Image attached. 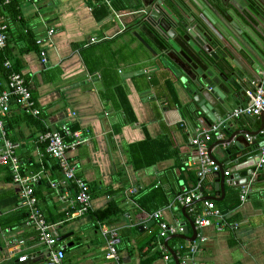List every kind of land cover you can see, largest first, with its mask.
<instances>
[{
  "label": "crops",
  "instance_id": "1",
  "mask_svg": "<svg viewBox=\"0 0 264 264\" xmlns=\"http://www.w3.org/2000/svg\"><path fill=\"white\" fill-rule=\"evenodd\" d=\"M107 1L15 0L18 14L12 18L0 10L8 21V44L2 52L26 78L41 111L34 116L12 104L4 125L9 139L18 145L23 174H41L34 190L45 218L55 225L57 240L68 235L56 245L65 251L64 264H115L107 258L110 235H104L102 226L117 231L115 246L123 264H164L166 238L159 236V222L153 214L162 211L165 221L183 228L187 225V236H193L188 219L195 222L197 216L189 214L190 206L183 210L186 204L176 197L194 188L188 173L199 169L191 138L197 128L211 125L203 112L186 110V89L163 62L150 31L152 25L145 18V3L150 0ZM163 2L171 7L169 0ZM235 6L222 5V15L232 25L228 10H234L264 44V23ZM217 26L237 49L238 57L233 58L245 68L249 55ZM51 28L54 33L49 35ZM91 38L100 41L91 43ZM37 39H44L46 62L34 43ZM6 86V78L0 75V91ZM260 116L230 118L244 120L235 129L257 132L250 135L252 141L247 137L248 147L240 150L234 142L218 145V137L211 142L213 154L231 174L233 169L248 174L253 168L246 162L264 144L258 133ZM63 125L81 131L85 138L69 157L77 165V176L90 186L92 208L88 213L73 214L77 208L74 183L68 182L71 195L66 198L51 186L63 180V172L58 161L42 149L38 136ZM215 178L212 173L202 181L206 182L203 196H221ZM255 178L244 201L240 197L243 184L231 183L230 176H226L224 198L208 199L221 212L219 204L229 203L233 191L240 190V205L227 214L221 212L236 229H217L213 223L196 227L193 241L173 238L198 245L196 264H264V169ZM20 195L21 185L12 180L11 170L0 167V264H46L48 248L27 224L28 208L20 203ZM205 201L194 202L202 213ZM111 204L118 213L105 220L94 216ZM173 239L169 245L174 249ZM25 254L28 259L20 262Z\"/></svg>",
  "mask_w": 264,
  "mask_h": 264
},
{
  "label": "water",
  "instance_id": "2",
  "mask_svg": "<svg viewBox=\"0 0 264 264\" xmlns=\"http://www.w3.org/2000/svg\"><path fill=\"white\" fill-rule=\"evenodd\" d=\"M169 2L171 7L163 0H158L156 3L152 0L146 2L145 18L152 25L150 31L154 35L153 39L162 55L163 62L186 89L188 97L186 110L203 112L206 115L204 120L208 125L220 124V133L223 138L216 144L225 146L234 142L240 150L248 147L247 137L257 132L235 129L237 123H244V120L242 118L233 120L228 116L234 110L246 107L251 101L248 95L252 86L248 83L251 80H255L264 87V44L259 41L256 34L251 33L249 27L242 23L240 18L236 17L232 9L228 10L234 20V23L230 25V22L222 15L221 7L232 3L244 15L258 23H264V0H169ZM217 23L229 33L234 43L249 55L245 68L240 67L233 58L237 56L234 52V49H237L228 43ZM135 34L151 49L137 32ZM243 34L248 35L249 39ZM260 117L262 122L260 130H262L264 115ZM212 149L213 146L209 148V155L219 165L214 183L221 196H203L195 202L208 199L219 201L225 196L226 170L222 162L213 154ZM226 152L231 153L229 149H226ZM261 156L259 152L248 158L246 163L253 166L248 174L239 173L238 169H233L234 173L229 175L230 182L235 185L248 183L253 172L258 170L257 164ZM262 169L264 165L259 168V170ZM241 176L243 178L239 179ZM188 206L190 205L187 204L183 210H186ZM188 220L194 231L192 237L187 236L188 227L184 225L182 234L169 236L164 240L175 264H180V261L176 251L169 245V241L173 238L193 241L197 235L195 222ZM67 236L58 237V241L65 240Z\"/></svg>",
  "mask_w": 264,
  "mask_h": 264
},
{
  "label": "built area",
  "instance_id": "3",
  "mask_svg": "<svg viewBox=\"0 0 264 264\" xmlns=\"http://www.w3.org/2000/svg\"><path fill=\"white\" fill-rule=\"evenodd\" d=\"M107 1V0H106ZM109 3V1H107ZM11 3V0H3L0 6H7ZM120 17V15H117ZM49 35L54 33V29L49 30ZM100 41L97 38H91V43ZM8 44V21L6 17L0 14V51L4 50ZM36 44L40 46L39 52L42 57V61H47V53L44 48V39H37ZM4 66L11 70L8 78L7 86L4 90L0 91V167H9L12 173V180L21 185L20 203L28 208V215L26 222L28 225L33 226L37 233L39 241L48 248L46 255V264H64L65 251L62 247L56 248L58 243L56 234L54 232L55 225L49 223L41 208L38 205V198L35 194L34 184L41 179L40 172L24 175L21 171L19 157L16 154V148L18 145L9 139L8 133L4 125V118L9 114L12 108V104L19 105L26 112L39 116L41 111L37 107L33 97L31 88L24 75L18 71H13V67L9 60H6ZM250 97L249 104L241 109H236L230 115V118H238L243 115L259 116L264 115V87L260 86L255 81L252 82V86L248 91ZM220 124L213 125L208 129L197 128L193 137L191 138V144L195 148V152L198 156V176L200 181L194 188L187 190L184 195L180 194L176 197V200L182 204L191 205L196 200L203 197V193L200 191L202 181L210 174L219 171V165L209 155V147L214 137L222 138L220 133ZM264 140V129L260 131ZM248 139L252 141L254 137L248 136ZM38 140L46 145V153L51 155L58 161L59 167L63 172V180L61 182H52L51 186L56 188L63 198L71 195V190L68 187V182H72L76 186L74 203L77 204L75 213L84 214L88 213L92 208V195L90 192V186L84 180L77 176V165L70 160L69 153L77 148V146L85 141L82 137V133L79 130H73L69 125H63L60 129L46 130L39 134ZM261 159L257 164V169L264 165V146L261 148ZM253 172L248 183H245L241 187V200L244 201L247 198L250 186L255 181L257 172ZM225 175L229 176L230 171L226 170ZM206 210L197 215L195 224L197 228L205 226L216 225L217 229L224 227H230L236 229L237 226L226 221L221 212L215 208L212 201H205ZM154 217L159 222L161 238H167L169 236L182 233L184 228L171 225L164 220L162 211H157ZM104 235H110L108 238V252L107 258L113 259L115 264H123L118 256V249L115 246V240L117 237V231L108 226H102ZM198 237L203 239L201 234ZM177 253L180 264H196V256L199 251V247L194 243H177L174 247ZM172 255L169 250L163 256L164 264H170ZM28 259V255H22L19 257L20 262H24ZM172 261V260H171Z\"/></svg>",
  "mask_w": 264,
  "mask_h": 264
},
{
  "label": "trees",
  "instance_id": "4",
  "mask_svg": "<svg viewBox=\"0 0 264 264\" xmlns=\"http://www.w3.org/2000/svg\"><path fill=\"white\" fill-rule=\"evenodd\" d=\"M3 0H0V3L2 2ZM0 10H3V11H5L6 13H8L10 16H11V18L12 17H14V16H17V14H18V8H17V3H15V0H11V3L9 4V5H7V6H3L2 8H1V6H0ZM36 41L34 40V43H35ZM36 44V43H35ZM7 60V56L5 55V53L4 52H2V51H0V75H1V77H4V78H6V80H7V82H8V78H9V75H10V73H11V70L10 69H8V68H6L5 66H4V63H5V61ZM13 69V71H18V68H16V67H14V68H12ZM19 72V71H18ZM5 128H6V131L8 132V129H7V125L5 126ZM72 128V127H71ZM73 130H74V128H72ZM45 131V130H44ZM43 148L42 149H46V145H44V146H42ZM20 162V161H19ZM20 166H21V171H22V173H23V168H22V164H21V162H20ZM9 168V167H8ZM189 174V177H190V180L193 182V186L195 187L196 185H198V183H199V181H200V177L198 176V171H196V172H193V171H191V172H189L188 173ZM24 175H26V174H24ZM206 185V182L204 181V182H202V184H201V187H200V191H202V190H204V188L206 187L205 186ZM74 187L76 188V186H75V184H74ZM232 187V186H231ZM233 188V187H232ZM232 190V189H231ZM76 191V190H75ZM233 191V190H232ZM234 193H235V196L233 197V198H230V200H229V203H227V204H219L220 205V210H221V212L222 213H224V214H227L228 212H230V211H232V210H234L235 208H237L239 205H240V199H239V193H240V190H237V191H233ZM74 198H75V193H74ZM216 203V202H215ZM113 204H111V205H109L107 208H105L104 210H102V211H99V212H96L95 214H94V216L97 218V219H99V220H105V219H107V218H109L110 216H112V215H114V214H116V213H118L119 211L118 210H116V209H114L113 208V206H112ZM199 207V205L198 204H195L194 202L190 205V209H192V212H189V210H188V212H189V214L190 215H192L193 217L194 216H197V215H199V214H201L202 213V211H203V209H201V208H198ZM47 220V219H46ZM229 220V219H228ZM48 221V220H47ZM49 222V221H48ZM50 223V222H49ZM229 223H231V221L229 220ZM158 240V239H157ZM163 241V239H161V242ZM175 242H177V243H182V244H184V240H181V239H173V241H172V243H171V245L172 246H174L175 247ZM163 249H165V250H167L168 251V248H165L164 246H163ZM171 255V254H170ZM164 256V255H163ZM160 257H161V255H160ZM171 259V258H170ZM153 260H149V259H146V262H148V263H151ZM170 264H174V263H172L171 262V260H170Z\"/></svg>",
  "mask_w": 264,
  "mask_h": 264
}]
</instances>
